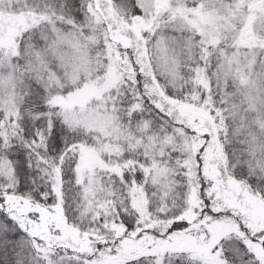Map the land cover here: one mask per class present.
I'll list each match as a JSON object with an SVG mask.
<instances>
[{"label":"snow or ice","instance_id":"6c2138e0","mask_svg":"<svg viewBox=\"0 0 264 264\" xmlns=\"http://www.w3.org/2000/svg\"><path fill=\"white\" fill-rule=\"evenodd\" d=\"M0 264H264V0H0Z\"/></svg>","mask_w":264,"mask_h":264}]
</instances>
